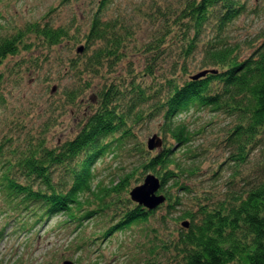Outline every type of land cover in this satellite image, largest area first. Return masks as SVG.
Instances as JSON below:
<instances>
[{"label": "rangeland", "instance_id": "obj_1", "mask_svg": "<svg viewBox=\"0 0 264 264\" xmlns=\"http://www.w3.org/2000/svg\"><path fill=\"white\" fill-rule=\"evenodd\" d=\"M99 1L0 0V41L6 37L21 38L20 42L16 39L17 53L6 56L0 64V144L3 151L0 177L3 173L1 163L16 143L35 140L53 147L72 138L97 107L96 93L111 83L123 89L128 81L136 78V84L148 87L162 83L166 77L181 81L200 71L203 42L193 54L185 57L177 37L170 36L169 44L154 65V77L144 73L149 60L141 48L158 29L154 17L160 19V15L155 12L169 2L173 7L175 0H110L106 17L123 19L132 35L128 36L120 61L115 64L104 61L100 65L89 61L94 46L85 47L83 35ZM245 3V11L230 27L229 33L232 42L241 43L242 55L251 51L246 42L257 40L264 29V0H245ZM47 21L54 25H71V36L59 44L49 45L43 37L30 31L29 25L35 22L42 25ZM205 34L209 36L212 31ZM182 64L187 72L181 69ZM134 93H129L124 101L127 103ZM145 95L150 98L151 93L145 91ZM185 121L193 135L185 146L177 149V160L185 167L195 166L196 173L186 172L169 179L166 190H169L170 199L160 187L158 192L166 199L154 209L145 207L148 210L146 219L130 227L105 233L119 222L125 211L139 205L131 199L130 192L147 174L153 173L140 166L146 160L144 151L150 157L176 144L170 136H163L159 118L139 120L133 125L134 137L111 145L110 151L96 160L92 169L93 187L96 186L95 191L103 188L108 191L102 196L86 193L81 198L83 208L79 216L97 209L91 218L78 217L77 221L82 223L62 213L35 223L32 215H29L30 220L25 211L16 210V200L5 201L0 189V264L183 262L172 246L179 231L186 228L182 222H190V218L182 214L195 212L200 203L220 204L223 201L232 204L231 195L243 185L244 178L251 177L255 181L264 169V148L260 145L251 154L249 163L234 172L236 167L230 165V150L225 140L224 126L228 119L222 112L196 111ZM155 133L162 138V143L150 151L146 142ZM124 176H127L126 181L117 185ZM175 179L178 183L174 185ZM179 184H184L186 189L180 190Z\"/></svg>", "mask_w": 264, "mask_h": 264}, {"label": "trees", "instance_id": "obj_2", "mask_svg": "<svg viewBox=\"0 0 264 264\" xmlns=\"http://www.w3.org/2000/svg\"><path fill=\"white\" fill-rule=\"evenodd\" d=\"M175 1L173 7L169 2L158 6L155 12L160 15V19L154 17L158 29L141 48L149 60L144 73L154 77V65L169 44L170 36L177 37L185 57L203 42L199 72L207 70V73L181 81L166 77L162 83L148 87L136 84V78H132L126 84L130 89L111 83L96 93L97 107L72 138L53 147L35 140L16 143L1 163L0 189L5 201L16 200V210L25 211L28 219L32 215L36 223L62 213L82 223L77 221L78 217L83 220L93 217L97 209L88 211L86 217L79 216L83 208L81 198L86 193L102 196L108 191L107 188L95 191L93 165L110 151L111 145L134 137L133 125L142 119L159 118L163 136H170L176 143L150 157L143 149L146 160L140 164L159 177L168 200L169 179L186 172L196 173L195 166L188 168L177 160V149L185 146L193 135L185 121L190 114L203 110L225 114L228 119L224 126L225 140L230 150V165L236 167L234 172L249 163L257 147L264 148V29L257 40L246 42L251 51L242 55L241 43L232 42L229 33L246 9L245 0ZM110 2H98L83 35L85 47L94 46L88 60L98 65L120 61L128 36L132 35L123 19L106 17ZM29 28L49 45L68 39L72 31L71 25H54L50 21L42 25L35 22ZM208 31H212L209 36L205 34ZM19 37L0 41V64L6 56L17 53ZM181 69L187 72L185 64ZM132 91L135 93L126 103L124 100ZM145 91L151 93L150 98ZM262 161L264 165V154ZM126 177L120 178L117 185L121 186ZM173 181L174 185L178 183V179ZM179 189L186 186L179 184ZM234 190L237 191L231 195L232 204L200 203L195 212L182 214L190 222L185 220L188 225L172 242L173 249L183 258L177 264H264V169L255 181L245 177L243 185ZM147 211L144 206L136 205L125 211L119 222L105 233L146 219Z\"/></svg>", "mask_w": 264, "mask_h": 264}, {"label": "water", "instance_id": "obj_3", "mask_svg": "<svg viewBox=\"0 0 264 264\" xmlns=\"http://www.w3.org/2000/svg\"><path fill=\"white\" fill-rule=\"evenodd\" d=\"M80 49V48H79ZM213 72L214 70H210ZM207 73V70L198 72L194 75H191V78H199L204 76ZM162 143V138L159 137L156 133L148 138L146 145L148 150H153L159 148ZM160 188V179L154 173H149L144 178V181L141 184L134 186L130 192V197L133 201L138 202L139 205L147 207V209H154L160 203H162L166 198L163 194H159L158 190ZM182 224L185 226L188 225L187 221H183ZM64 264H73L71 261H65Z\"/></svg>", "mask_w": 264, "mask_h": 264}]
</instances>
